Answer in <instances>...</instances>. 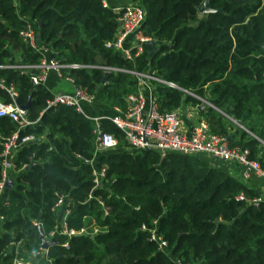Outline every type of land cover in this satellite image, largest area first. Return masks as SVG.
Segmentation results:
<instances>
[{
    "label": "trees",
    "instance_id": "1",
    "mask_svg": "<svg viewBox=\"0 0 264 264\" xmlns=\"http://www.w3.org/2000/svg\"><path fill=\"white\" fill-rule=\"evenodd\" d=\"M129 2L142 6L139 31L157 46L148 58L164 81H151L157 109L198 107L192 94L209 101L213 106L198 110L209 129L246 147L264 168V0H208L205 13L198 11L203 0ZM117 14L102 0H0V79L27 104L31 122L17 137L33 136L10 158L16 174L0 205V264L39 257L56 226L60 196L68 210L64 226L75 233L65 245H46L51 264H264V201H250L257 189L202 155L127 149L122 131L103 116L100 126L117 144L93 155L90 119L73 105H47L53 92L9 66L36 64L42 56L18 33L31 21L35 44L63 65L60 76L124 110L135 75L100 67L134 69L105 45L118 28ZM0 99H10L1 87ZM14 130L0 116V136ZM88 159L104 167L98 186Z\"/></svg>",
    "mask_w": 264,
    "mask_h": 264
},
{
    "label": "built area",
    "instance_id": "2",
    "mask_svg": "<svg viewBox=\"0 0 264 264\" xmlns=\"http://www.w3.org/2000/svg\"><path fill=\"white\" fill-rule=\"evenodd\" d=\"M114 9L118 11L117 21L118 28L113 37L105 42L106 46H110L115 50H119L123 56L131 59L135 54L142 50V43L148 40V37L141 35L139 26L144 16V10L137 2H127L117 6ZM22 40L31 47V49L39 51L42 56L36 64H10L9 66L19 67L26 70L29 79L33 84L42 83L43 79L50 67L56 70L61 64L56 63L51 57L45 56L48 50L46 47L35 44V33L32 25L28 22L23 28L18 31ZM131 37L128 45H124L123 41ZM76 66L77 64H70ZM107 70H125L133 73L137 82H142L147 89L145 95L139 88L125 95L126 107L122 112H116L106 117L118 129L122 131L123 137L128 147L133 151H141L143 149H153L163 156L167 152H177L181 154L202 155L211 161L224 160L233 163L237 169V177L244 181H248L251 177L261 179L262 186L257 189V194L250 198V201L256 203L264 201V168L255 158L249 157V151L246 147L237 145H229L228 135L218 134L211 131L206 120L203 117H198L188 131H183L180 128V120L178 118V108L167 111H159L151 97V81L164 82L161 78L153 73L139 72L128 70L125 68L113 66H100ZM34 69V70H33ZM69 79V78H67ZM174 86L172 82H166ZM0 87L5 89L10 100L3 101L0 99V116H6L15 123V130L8 136H0L2 149L0 151V193L5 188V180L8 170L12 168L11 156L13 151L27 140L33 139L31 134L17 137V130L31 121L26 118L25 107L16 101V91L12 85H5L3 79H0ZM197 97L201 104L213 106L209 101L192 94ZM95 98L93 93H86L79 87H74L71 91L54 92L47 105L50 104H67L73 105L76 110H82V103L89 104ZM105 117V116H103ZM92 125L94 152L103 151L115 147L117 140L115 136L101 128L99 116L91 115L88 117ZM93 159H88L91 164V174L94 186L101 183L104 176V167H97L92 162ZM242 198V195H238ZM64 197L60 196L55 205L58 206L63 201ZM5 200L3 201V203ZM100 202V201H99ZM101 203V202H100ZM65 210V214L67 213ZM2 216L0 214V221ZM82 228L78 233L82 232ZM55 230L49 231V236L53 237ZM66 236L74 234L72 229L64 228L61 231ZM66 241L63 242V245ZM16 264H28L24 261H15ZM48 263L50 260L48 259ZM176 264H182L176 260Z\"/></svg>",
    "mask_w": 264,
    "mask_h": 264
},
{
    "label": "crops",
    "instance_id": "3",
    "mask_svg": "<svg viewBox=\"0 0 264 264\" xmlns=\"http://www.w3.org/2000/svg\"><path fill=\"white\" fill-rule=\"evenodd\" d=\"M129 1H131V0H102V3H103V5L107 4L108 6L115 8L117 6L123 5L124 3H127ZM29 23H30V25H33V22L29 21ZM130 40H131V37H127L123 41V44L128 45ZM146 41H144L142 43V50L139 53L135 54L130 59L133 61L134 69H129V70L153 73V69L150 67V65L148 63L149 56L147 54L149 49H150V45L148 43H146ZM48 52L49 51L47 50L44 53L45 56H48ZM16 58H17V56H16ZM47 72L48 73H46L47 75H45L42 83L53 93L58 92V91H71L74 88L72 82L69 79L60 76L59 72L54 67H50L47 70ZM131 74H133V73H131ZM57 78L58 79L63 78V80L65 82H61V81L57 82ZM136 88H139L145 95H147V89L145 88V85H143L142 82L141 83L137 82ZM86 106L89 107L90 113H85L83 110H81L86 117H89L91 115H96L99 117H101V116L108 117V116H110L116 112H122L123 111V110L118 109L115 106L112 107V106H109L107 104H104L102 101L97 100L96 97L94 98V100L91 103L86 104ZM177 108H178V114H179L178 118L180 120V128L183 131H188L191 127V124H193L194 121L198 117L201 116L198 113L199 109H198V107L193 106L189 102H182L179 106H177ZM96 153H93V155ZM211 163H213L216 166L221 167L224 170H227L230 174L237 176V174H236L237 169H236L235 165H233V163L228 162V161H224V160L211 161ZM7 174L8 175H7L6 179H9L10 186H12L16 173L13 170L9 169ZM248 182H250V184L249 183L248 184L255 189H259L263 184L261 179H257L256 177H251L248 180ZM10 186H5V188L1 191V193H0V205L5 200V197L7 194V189ZM65 203L66 202L63 199V201L59 205V208L57 209V223H56V226L54 228V230H55L54 235H53V237H51L55 241L61 242L62 244L68 238V236H66L65 234H63L61 232L62 229L64 228V217H65V210H66ZM83 230H85V229L83 228ZM0 232H1V227H0ZM41 249L42 250L39 252L40 255L36 259H31L30 257H26L25 259H20L18 261H24V262H27L28 264H49L48 259L45 258V256H44L45 248L42 247Z\"/></svg>",
    "mask_w": 264,
    "mask_h": 264
},
{
    "label": "water",
    "instance_id": "4",
    "mask_svg": "<svg viewBox=\"0 0 264 264\" xmlns=\"http://www.w3.org/2000/svg\"><path fill=\"white\" fill-rule=\"evenodd\" d=\"M210 10H211V7H210L209 4H208V0H203V3L198 7V11H199L200 13H205V12H208V11H210ZM146 43H148V44L150 45V49H149V51H148L147 54H148V56H151V55L156 51L157 46H156L154 40H152V39H148V40L146 41ZM104 79H105V74H104V76H103L102 81H104ZM26 105H27V104L23 105V107H26ZM202 106H203V104L198 105V109L202 108ZM227 137H228V136H227ZM24 168H26V166H25ZM5 186H10V181H9V179H6V180H5ZM40 234H41V232H40ZM49 242H55V240H54L53 238H51L49 241H44V240H42V247L45 248L46 245H47Z\"/></svg>",
    "mask_w": 264,
    "mask_h": 264
},
{
    "label": "rangeland",
    "instance_id": "5",
    "mask_svg": "<svg viewBox=\"0 0 264 264\" xmlns=\"http://www.w3.org/2000/svg\"><path fill=\"white\" fill-rule=\"evenodd\" d=\"M48 73V72H47ZM47 75V74H46ZM58 81H61V82H65L64 80H63V78H57V82ZM56 82V83H57ZM81 106H82V110L85 112V113H90V109H89V107L88 106H86V104L85 103H82L81 104ZM233 123L235 124V125H237V126H239V127H241V128H244L242 125H240L239 123H237L236 121H234L233 120ZM245 129V128H244ZM115 138H116V140H117V137L115 136ZM127 149H130L129 147H127ZM131 150V149H130ZM247 183H249L250 184V182H248L247 181ZM86 231H88L87 229H85V230H83L82 232H85L86 233ZM91 231H95V228L94 227H91Z\"/></svg>",
    "mask_w": 264,
    "mask_h": 264
}]
</instances>
